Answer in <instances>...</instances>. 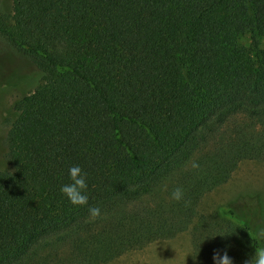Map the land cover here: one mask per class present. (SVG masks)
<instances>
[{"label":"trees","instance_id":"1","mask_svg":"<svg viewBox=\"0 0 264 264\" xmlns=\"http://www.w3.org/2000/svg\"><path fill=\"white\" fill-rule=\"evenodd\" d=\"M0 34L42 78L8 118L0 264H101L171 238L240 161L264 160V0H12ZM72 165L86 206L59 191ZM220 216L198 264L264 247L233 208Z\"/></svg>","mask_w":264,"mask_h":264},{"label":"rangeland","instance_id":"2","mask_svg":"<svg viewBox=\"0 0 264 264\" xmlns=\"http://www.w3.org/2000/svg\"><path fill=\"white\" fill-rule=\"evenodd\" d=\"M11 5L12 0H0V11H9ZM232 38L247 44L251 33ZM260 38L264 47V34ZM41 82V73L35 64L0 34V170L11 168L5 158L4 141L14 101L32 92ZM223 206H230L237 215L252 222L257 234L264 231V160L240 161L225 183L201 197L197 204L198 216L188 229L171 238H160L130 249L101 264H198L196 235L202 241L209 239L212 229L221 222Z\"/></svg>","mask_w":264,"mask_h":264},{"label":"clouds","instance_id":"3","mask_svg":"<svg viewBox=\"0 0 264 264\" xmlns=\"http://www.w3.org/2000/svg\"><path fill=\"white\" fill-rule=\"evenodd\" d=\"M192 169H199L200 164L196 161H191L190 164ZM68 182L62 184L59 187L60 193L74 206H86L88 205V182L87 174L82 170L79 165H72L67 170ZM165 190L166 187H165ZM170 198L173 201H184L187 205L185 198V190L182 186L174 187L170 192ZM89 219L95 220L102 215L101 208L99 206H89L88 207ZM225 234L223 236H227ZM261 238H264V231L258 234ZM217 236V235H215ZM215 236H210L208 238H213ZM222 236V235H220ZM222 236V237H223ZM199 253V251H198ZM198 255V254H197ZM196 255V256H197ZM213 264H233L232 258L228 255L227 250H214L212 255ZM244 264H264V247L254 248V252L249 256V258L244 262Z\"/></svg>","mask_w":264,"mask_h":264}]
</instances>
